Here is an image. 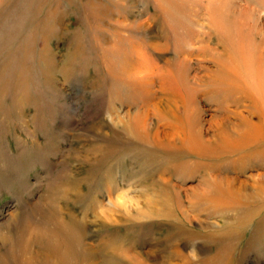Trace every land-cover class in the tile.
<instances>
[{"label":"rangeland","instance_id":"1","mask_svg":"<svg viewBox=\"0 0 264 264\" xmlns=\"http://www.w3.org/2000/svg\"><path fill=\"white\" fill-rule=\"evenodd\" d=\"M258 2L0 0V263L5 256L14 264L25 228L31 242L22 258L30 264H46L55 253L44 249L58 238L73 245L70 264H85L86 243L99 255L96 264H111L115 247L134 264V251L148 264H264V158L248 151L208 157L222 154L220 120L246 128L224 113V101L249 111L235 106L233 94L202 89L231 49L212 22L221 9L230 21L248 9L250 24L234 34L252 31L264 69ZM179 63L201 89L188 113L198 115L204 146L214 152L182 146L188 135L169 116L184 115L186 95L167 80ZM146 67L148 79L139 72ZM135 114L147 119L138 133L130 125ZM261 130L264 144V124ZM243 183L241 197L223 194ZM54 218L84 223L87 239L65 236Z\"/></svg>","mask_w":264,"mask_h":264},{"label":"bare ground","instance_id":"2","mask_svg":"<svg viewBox=\"0 0 264 264\" xmlns=\"http://www.w3.org/2000/svg\"><path fill=\"white\" fill-rule=\"evenodd\" d=\"M257 1H259L258 3H264V0H257ZM225 7L226 6H224V8ZM247 10L248 9H246V8L244 10H241V12H239L237 15L238 17H235L234 21H230L231 20L230 14H228V11L224 10V9H221V12L219 14L220 16L218 14H212L213 15L212 22L215 23V25L218 26L222 32H224V35L228 38L227 40H229V45H230L231 49H230L228 59H226L220 63V66H219L220 69H219L218 73H216L213 76V78H210L207 86H205L202 89L213 86V89L215 92L220 91V92H223L226 94L227 93L228 94L230 93L231 95L233 94L234 99L231 101L234 104H236L235 106H240V107L246 109L247 111H249L248 115H246V116L242 115L243 111L240 112L238 110H234V109L232 110L231 108L229 109L230 105H227L228 103L224 101V103H223L224 104V110H225L224 113L227 114V116L231 115V114L233 116H235V118L237 120H239L240 123H242V125L246 128L245 129H243L242 127L240 128V125L235 124V123L232 125H229L230 126L229 128L228 127L226 128L224 126L226 124V122L228 121V119L226 117L217 123V126H216L217 132H218L217 137L220 138V140H219L220 144L218 145V149L221 150L222 154H220L219 156H218V154L213 155V156H208V157H213L216 159H217V157L219 158L221 156H226V155H228L229 157L233 156V158L235 155L239 156L240 158H245L249 154L255 155L257 158H261V159H262V157L264 158V144L260 143L261 135H262L261 125L264 124V69L262 68L263 63H262L261 58H258L257 55L255 56V53H254L255 51L253 52V50L255 49V46H254V43L252 42V39L250 36V34H252V31L248 30V32L246 31V34L248 33V35H244L243 33L241 34V32H239L237 30L238 33L234 34L236 32V27L239 26L240 23L243 22V24H246V23L250 24V16L251 15L249 14L250 12H248ZM218 16L220 17V20L218 19V21H217ZM261 33H262V37L264 38V33L262 31H261ZM234 36H237L236 40L234 39ZM260 48L261 47L259 46L258 49H260ZM140 54H142V53H140ZM48 59H50V60H48L47 65L51 67L52 65H54L52 63L53 59L51 57H49ZM230 62H231L232 67H228V65H227V63H230ZM127 64H128V60L126 59L124 65L127 66ZM143 65H141L140 67H143ZM182 66L183 65L181 63L177 64L176 68L170 73L172 75L171 76L172 78H168L167 80L170 81L171 88L173 89L172 91H178L179 93L182 92V94L184 92V94L186 95V99H184L185 101L183 100L184 104H185L184 115H183V118H180V117H178V115L176 113L173 114V112H170L169 116H170V118L176 119L177 122L174 121V123H173L174 125H176V129L181 131L180 128L182 125L184 132L188 135L182 141V146H186L187 148H190V150H192V152L195 154L202 151L203 149L208 150V151L211 150L212 152H214L216 150L215 148L209 147L207 145L204 146L205 143H204V141H202V137L199 134L200 131H199L198 127L200 124H199L198 115H195L194 113L193 114L188 113V110H191L189 100H191V98H192V102L194 103L195 95L201 89L198 86L192 85L189 83L190 79L185 77L184 67H182ZM142 69H140L139 72L142 75H145L148 79L149 76L152 75V72L150 70H148L147 67L144 68L145 70H142ZM65 72H67V71H65ZM193 82H194V80H193ZM183 98H185V96H183ZM231 101L229 103H232ZM233 108H235V107H233ZM256 116L259 117L260 123L254 122L253 119ZM166 118L168 119V117H166ZM146 123H147V119H145V117L142 118V116H140L139 114H135V116L132 118L130 125H131L132 129H134L135 133L136 132L138 133L139 128H141L142 126L145 127ZM198 134H199V136H198ZM234 134H236V135L238 134L239 137L233 138ZM141 135H143V134H141ZM165 136L171 137L170 139H173L172 136H168V134H166ZM168 146L171 148V151L178 150L176 147L174 148L171 145H168ZM246 151H248L250 153H248V155H247ZM200 157H202V156H200ZM258 181H260V180L258 179ZM247 185H248L247 183H243L239 187H236V186L231 187V188H233L232 190L229 188V190H226V192L223 194L225 196H228V198H231V199H235L236 197H241L243 195V190L248 191V190H246ZM261 185H262L261 188L264 191V180H262ZM47 196H49V194ZM118 197H119L118 202L120 204H123L124 193L121 192L120 194H118ZM121 200H122V203H121ZM56 213L54 212V214H56ZM54 214H52V215L55 216ZM14 217H16V216L14 215ZM46 219L48 221V219L51 220L53 218L51 217V218H46ZM26 221H28V220H26ZM24 223H27V222H24ZM52 224H54V226L55 225L58 226L61 229V231L63 230L65 232V233L63 232L65 236L73 237L75 242L82 241L83 239L84 240L82 242H84L85 238L87 237L86 236V229H85L86 227L83 226L84 223L82 224L81 222L77 221L76 219H73L71 224H66V222H64L61 219L58 220L56 222V224L54 222H52ZM22 225H24V224H22ZM29 227H32V225ZM45 227H47V226H45ZM55 228L56 227H54V229ZM35 229H36V231H35ZM23 230L20 231L22 233L20 235L21 238L19 237L16 239L17 240L16 242H18V244H19V246H18L19 248L18 247L17 248L20 249L19 250L20 255L17 251L18 255L14 256V260H13V258L11 259L12 261H15L14 264H30L31 263L30 259H29V262H30L29 263L28 261L26 262V260H24V258H22L25 256L24 255L25 254L24 252H26L25 250H27V247L30 246L29 242H31V241L24 239L23 235L25 236L26 231H24L25 234H23ZM32 230L35 233L38 231L36 227H33ZM32 230L30 231V233L32 232ZM45 231H46V233H49V232H47V230H44L41 232H45ZM46 233H45V235H47ZM57 234H59V232ZM57 234H54V236L56 237ZM29 237L31 238V236H29ZM56 240H57V242H56ZM56 240L52 241V239L51 240L49 239V244H48L47 248L44 249V250H50L51 249L55 253L54 255H51L50 254L51 252H48L49 254H46V264H52V262H51L52 256L53 257L54 256L60 257L58 260L59 262H57V264H70V261H68V260H69L70 256L74 255V253H75L72 249L73 245H71L70 243H67V242L59 244V242H60V241H58L59 238ZM10 241H11V239H10ZM13 241L15 242V240H13ZM10 245H11V247L9 248V252L14 253V251H16L15 249H17V248H15L16 246L14 244H13V246H12V244H10ZM63 245H64V250L63 251L60 250V251L56 252L57 250L62 249ZM59 247H62V248H59ZM84 247H86L85 249L87 252V255L85 256V264H96V260H97L96 258H98L99 255L95 251L93 245L91 243H86V246H84ZM118 247H120V246H118ZM78 248H80V247H78ZM115 248H116V250H114L113 253H110V255L107 256V258L109 259V262L111 264H126V263L127 264H134L132 261H129L126 258V256L119 253V249H121V247L120 248L115 247ZM122 251H124V250H122ZM136 252L135 251L133 252V253H135L134 257L135 258L137 257V262L134 261L135 264H148L149 261L142 259L140 256V253L139 252L136 253ZM69 253H72V254L68 255ZM22 254H23V256H22ZM126 255H127V253H126ZM178 255H179V253H178ZM130 256L131 255H129V257ZM31 258L33 260L32 256H31ZM6 259H7V257L3 256L4 263H0V264H7ZM127 261H129V262H127ZM162 262L164 264V261H162ZM71 264H73V263H71ZM165 264H167V263L165 262Z\"/></svg>","mask_w":264,"mask_h":264}]
</instances>
